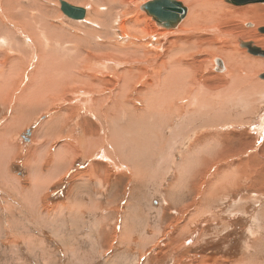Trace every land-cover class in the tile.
<instances>
[{
	"label": "rangeland",
	"instance_id": "374dc122",
	"mask_svg": "<svg viewBox=\"0 0 264 264\" xmlns=\"http://www.w3.org/2000/svg\"><path fill=\"white\" fill-rule=\"evenodd\" d=\"M61 1L90 13L98 7L101 18L94 22L87 15L81 21L68 18L61 11ZM137 1L131 0L129 6L121 8L109 0H0V15L6 14L28 35L23 37L6 20L1 29H13L14 44L0 45V78L5 77L9 84L8 75L14 71L15 84L10 83L13 86L7 88L6 99L17 92L19 95L9 104H0V136L9 147L5 146L6 153L0 155V264H264V93L255 98L248 93L247 98L254 101L251 100L253 108L250 103H245L250 107L242 105L244 99L243 102L249 101L246 96L220 112L222 105L212 100L214 114L205 94L202 103L206 107L192 99L174 100L165 105L166 113L171 105H178L182 114L165 115L163 121L151 113L152 117L143 115L147 114L148 110H144L149 103L144 100V90L139 91L156 73L163 75L171 69L175 59L196 61L195 67L188 70L191 72L184 74L185 79L193 77L201 83L198 88L204 90L218 82L216 76L225 75L216 73L211 66V58L217 53L207 51L212 43L222 44L215 34L207 35L196 28L181 36L207 38L193 56L182 58V54L172 56L170 51L177 52L173 45L181 46L187 38L177 39L175 34L163 38L158 34L138 39L130 36L135 30L133 25L125 23L118 31L115 21L128 23L134 18L132 11L156 0ZM220 1L228 5L217 10L226 17L224 22L228 25L213 28L234 37L231 41L250 58L264 60L241 46L242 42H251L264 50V39L257 45L254 36L247 33L252 30L263 38L259 28L264 27V22L255 24L249 17L241 16L243 9L264 8V4L235 6ZM181 2L190 12L191 5ZM141 12L138 21L144 14L151 18ZM244 22L252 27L246 28ZM135 44L155 56L132 54L141 49ZM128 50L132 52H121L129 53ZM88 51L99 57L94 54V59H89ZM99 60L102 64L97 63ZM152 60L153 66L145 67V62ZM141 67L146 72L139 74L145 78L141 83L136 80L129 84L133 89H125L123 80L116 82L108 76L110 73L119 78L129 70L136 75ZM44 69L46 75L54 77L52 82L28 89L32 75ZM56 71L62 74L56 75ZM82 73H90L87 78L91 83L86 79L78 81ZM263 74V68L254 73L261 84ZM20 75L22 84L17 80ZM97 78L106 85L97 83ZM255 107L252 113L248 111ZM14 121L20 125L14 126ZM77 126L72 133L76 142L69 138L68 131ZM94 131L103 133L105 138L96 142L99 134ZM6 133L9 137L4 139ZM90 135L93 139H89ZM217 137L226 141L227 150L217 148ZM103 139L106 144L97 146ZM241 139L245 145H241ZM219 151L222 156L215 158Z\"/></svg>",
	"mask_w": 264,
	"mask_h": 264
},
{
	"label": "bare ground",
	"instance_id": "6f19581e",
	"mask_svg": "<svg viewBox=\"0 0 264 264\" xmlns=\"http://www.w3.org/2000/svg\"><path fill=\"white\" fill-rule=\"evenodd\" d=\"M131 0H109V2H111L112 4H116V3H118L120 6H121V8H122V6H125V5H127V4H129V3H131L130 2ZM132 1H136V0H132ZM138 1H140V0H138ZM137 1V2H138ZM145 1V0H144ZM170 1H174V2H179L180 0H170ZM185 2H187V3H189L190 5H191V9H190V12H189V9L187 8V6L185 5V7L187 8V10H188V12H187V15H186V18L185 19H183V20H178V21H176V22H172V23H170V24H168V26L166 27L163 23H157L155 20H154V18L151 16V18L155 21L154 23H153V21L151 20V18H149L148 16H146L145 14H144V16L142 17V19L141 20H137V17H139L140 15H142V12L141 11H144V12H146L147 14H148V12L143 8V6L145 5H142L141 6V8H140V10H137V9H135L134 11H132V16H134V18L133 19H131L130 21H128V23L127 22H121V23H119L118 21L116 22H114L113 24H114V26H115V24H116V28H117V30L118 31H120L121 30V28L123 27V24L125 23V25L126 24H128L129 26L130 25H133V27H134V32H133V35L131 34L130 36H133V37H136V38H138V39H143V38H145L146 36H148V35H158V34H160L161 35V37H163V38H165L166 36H168V35H177L176 36V38L177 39H185V38H187V39H185V42H183V44L181 45V46H178V45H176V44H174L173 46L175 47V48H177L178 50H176L177 52H173L174 50H169L170 51V53H172V56L174 55H178V54H182V58H186L187 56H191L193 53H195V52H197L198 50H200V48H201V46H203V42H205L206 40H207V38H206V36H197V37H181V36H184V35H187L188 33H191L194 29H196V28H198L201 32H203V33H205V34H207V35H213V34H215V36H217L219 39H221V41H222V44H216V43H212L211 44V46L209 47V49H207V51L209 52V50H212L214 53H217V55L218 56H215V54L213 55V57L211 58L212 59V61H211V66H213L214 67V71L216 72V73H219V74H223V75H225V76H216V80L218 81L215 85H212V86H207V87H205V90L204 89H201V88H198V86L201 84L199 81H196L195 79H193V77L192 78H190V76L189 77H186L187 78V80L185 79V75H187V73H189V72H191V71H189L188 72V70H189V68H191V67H195V65H196V61H192V62H189V61H186V60H176L175 59V61H173V63H172V65H170V67H171V69L169 68H167L168 70H166L165 71V73L163 74V75H160V74H158V73H156L155 74V76H153V78L152 79H150V80H148L145 84H143V89H141L139 92L141 93L143 90H144V100H145V102L146 101H148V103H149V105L147 104V106H146V104H145V106H146V108H145V110L144 111H147L148 110V112H147V114H143V115H148L149 116V114L151 113V115H153V117H160V119H161V121H163V119H165L164 117H165V115H170L171 117H173L174 115L176 116L177 114H182V111L183 110H181V109H179L177 106L178 105H175V106H170L169 107V112L168 113H166V111H165V105L166 104H168L167 102L169 101V102H172V101H174L175 100V102L177 101V100H180V101H186V100H189V99H192V101L194 102V103H196L197 102V104H203V105H205L204 103H202V101H203V99L205 98H207V97H209V100H208V103H207V105L209 106V108H210V110H211V112H213L214 114H215V112H216V108H215V103L214 102H212V100H216L217 101V103L219 104V105H222V106H220L219 107V112H220V110H222V109H227L228 108V106H230V105H228L229 103L230 104H235L236 103V101H237V98H239L240 100H242V98L244 99V97L246 96V98H247V96H248V93H251L252 94V96L255 98V97H259L258 95H262L263 93H264V84H261L260 82H257L256 81V78H255V76H254V73L255 72H257L260 68H263L264 69V60H261V61H259V60H256V59H253V58H250L249 56H247L246 55V53L245 52H243V51H240L239 50V47L235 44V41H231V39H235L234 37H231L228 33H225L224 31H223V33L224 34H222V32H219L218 30L220 29V28H222L224 25L225 26H227L228 25V23H226V22H224L225 21V18L226 17H224V16H221L222 14H220V12L218 13L217 12V10L218 9H220V7H221V9L220 10H222L223 9V7H225V6H228L227 4H225V2H221L220 0H207V2H204L205 0H203V1H201V0H184ZM62 2V1H61ZM68 3V2H67ZM151 3V2H150ZM183 2H181V4H182ZM186 4V3H185ZM206 4H208V5H206ZM119 5H117V6H119ZM138 5V4H137ZM137 5H135V6H137ZM146 5H147V3H146ZM184 5V4H183ZM230 5H232V4H230ZM249 5H251V4H249ZM0 6H1V2H0ZM73 6V5H72ZM127 6H129V5H127ZM132 6V5H131ZM130 6V7H131ZM133 6H134V3H133ZM74 7H76V6H74ZM130 7H128V8H130ZM230 7V6H229ZM136 8H138V7H136ZM12 9V8H11ZM1 10V9H0ZM14 10V9H13ZM12 10V11H13ZM104 10V9H103ZM224 10V9H223ZM245 12L244 13H242L241 14V16H243V17H245V18H247V17H249L250 19H252L253 21H254V23L255 24H263V22H264V8H254V9H251V10H249V11H247V10H245V9H243ZM27 11V10H26ZM3 12V11H2ZM87 12H88V10H87ZM128 12H130L129 10H128ZM13 13H15V12H13ZM25 13V12H24ZM124 13V12H123ZM5 14V12L3 13V15ZM100 14H101V11L99 10V8L98 7H95L94 9H93V11L90 13V12H88L87 13V17L88 18H91V20L94 22V20L96 21V19H100L101 17H100ZM125 14V13H124ZM14 15V14H13ZM25 15V14H24ZM122 15V14H121ZM127 15V14H126ZM149 15V14H148ZM239 14H237V16H238ZM1 16V15H0ZM131 16V17H132ZM150 16V15H149ZM257 16V17H256ZM118 17H120V16H118ZM122 17V16H121ZM125 17V16H124ZM129 16H127L126 18H128ZM146 17V20H144V18ZM259 17V18H258ZM34 18V17H33ZM1 20L2 21H0V45H8V43H9V45L11 46L12 44H14L13 43V37H12V33H14V32H12V30H10V32H8V31H6V29L4 30V31H2L1 32V29H2V27H3V25H4V22H5V20L8 22V23H10V24H13L14 26H15V31H17L19 34H21L23 37H28V35L21 29V27L18 25V23L16 24V23H11V21L8 19V17L6 16V14L4 15V16H1ZM118 20V19H117ZM122 20V19H121ZM76 21H81V20H76ZM185 21V22H184ZM6 23V22H5ZM7 23V24H8ZM156 23V24H155ZM113 24H112V26H113ZM157 25L158 26H160V27H163V28H166V29H175V30H177V28H178V30L177 31H163L162 29L163 28H158L157 27ZM243 25L246 27V28H250V27H252L251 26V24H248V23H246V22H244L243 23ZM9 26V25H8ZM216 26H218V27H220V28H213V27H216ZM13 28V27H12ZM33 28H34V26H33ZM111 28H114V27H111ZM111 28H109L110 29V31H111ZM125 28H129L128 29V31L129 30H131V27H125ZM115 29V28H114ZM228 29V28H227ZM127 31V30H126ZM127 31V32H128ZM115 33V32H114ZM200 32H197V31H195V34H199ZM247 33H251V35L252 36H254V43L256 44V42H257V45L258 44H261V42H262V40L264 39V37L262 38V37H260V36H255V34H254V32L252 31V30H249V31H247ZM17 35V34H16ZM123 35H125V34H123ZM201 35V34H200ZM40 37V36H39ZM153 37V36H152ZM247 38H249V37H247ZM16 39V38H15ZM26 39V38H25ZM238 39V38H237ZM236 39V40H237ZM27 40L28 41H30V42H32L30 39H28L27 38ZM7 41H9V42H7ZM28 41H27V43H28ZM30 42H29V44H30ZM246 43H251V42H246ZM16 44V43H15ZM190 44L192 45V46H190ZM254 44V45H255ZM136 46H138V47H140L141 49H136V50H134V52L132 53V54H134V55H136L137 53H140V54H143L142 56L144 57L145 56V58L146 57H150L151 58V56H155V53H153V52H151V51H149V50H147L145 47H143V46H139V45H137V44H135ZM157 45L159 46V45H161V42L159 43V42H157ZM256 46V45H255ZM4 47V46H3ZM108 47V46H107ZM110 47H112V46H110L109 45V48ZM4 48H6V47H4ZM108 48V49H109ZM115 49V48H114ZM111 50H113V49H111ZM100 51V50H99ZM113 51H115V50H113ZM121 52H123V54H130V52H132V51H130L129 52V50H128V52L129 53H127V51H121ZM125 52V53H124ZM207 52V53H208ZM10 53V52H9ZM83 53V52H82ZM211 53V52H210ZM95 54V53H94ZM94 54H93V52L92 51H88V53H87V55L89 56L88 58L89 59H94ZM131 54V55H132ZM219 54L220 55H223V58L221 57V56H219ZM1 55V54H0ZM6 55H7V53H6ZM96 55V57L98 56L97 54H95ZM110 55V54H109ZM108 55V56H109ZM176 55V56H177ZM208 55V54H207ZM4 56V55H3ZM101 56V55H100ZM102 56H103V54H102ZM101 56V57H102ZM137 56H140V55H137ZM168 56H170V54L168 55ZM193 56V55H192ZM211 56V55H210ZM24 57V56H23ZM99 57V56H98ZM97 57V58H98ZM100 57V58H101ZM220 58V60H222L223 61V64H224V67H225V69H226V71L225 72H222L223 71V69L222 68H218L217 66H218V63H217V60H218V58ZM225 57V58H224ZM3 58H6L5 56L3 57ZM11 58V57H10ZM103 58H104V56H103ZM138 58V57H137ZM12 59V58H11ZM83 59V58H82ZM148 59V58H147ZM5 60V59H4ZM14 60V59H13ZM19 60H21V59H19ZM29 60V59H28ZM38 60V59H37ZM42 60V59H41ZM45 60V59H44ZM49 60V59H48ZM101 60H102V58H101ZM199 60V59H198ZM18 61V60H17ZM30 61H32L31 59H30ZM35 61V59H33V61L32 62H34ZM75 61H76V59H75ZM98 61V60H97ZM29 62V61H28ZM86 62V61H85ZM84 62V63H85ZM92 62H94V61H92ZM92 62H91V64H89V65H91L92 66ZM101 62H103V61H100L99 60V62H97V63H99V64H102ZM155 62V60H152V61H147V62H145V64H146V66L145 67H147V68H150V67H152L153 66V63ZM12 63V62H11ZM27 63V62H26ZM34 63H36V62H34ZM45 63V62H44ZM43 63V64H44ZM47 63V62H46ZM55 63V62H54ZM53 63V64H54ZM79 63V62H78ZM77 63V64H78ZM95 63V62H94ZM107 63H108V61H107ZM193 63H195V64H193ZM38 64V63H37ZM76 64V63H75ZM87 64V63H86ZM86 64H84L85 66H86ZM118 64V63H117ZM18 65H19V62H18ZM20 65H21V63H20ZM31 65V64H30ZM69 65V64H68ZM106 65V64H105ZM119 65V64H118ZM13 66H16L15 64L14 65H11V67H12V69H10L11 71L14 69V67ZM84 66V67H85ZM121 67H122V65H120ZM138 66V65H137ZM142 66V65H141ZM32 67V66H31ZM52 67H53V65H52ZM56 67H57V65H56ZM94 67H96V65L94 66ZM100 67V66H99ZM127 67V66H126ZM139 67V66H138ZM138 67H137V69H138ZM186 67V68H185ZM73 68V67H72ZM109 68V67H108ZM230 68V69H229ZM28 69V68H27ZM26 69V70H27ZM53 69H55V68H53ZM98 69V68H97ZM96 68H95V70H97ZM105 69V68H104ZM140 69V68H139ZM7 70V69H6ZM10 70H9V72H10ZM22 70V68H20V70L19 71H21ZM49 70V69H48ZM64 70H67V69H64ZM63 70V71H64ZM70 70V69H69ZM86 70V69H85ZM127 70V69H126ZM157 70V69H156ZM218 70V71H217ZM231 70V71H230ZM1 71V70H0ZM34 71V70H33ZM68 71V70H67ZM71 71V70H70ZM97 71H99V69L97 70ZM139 72L135 75V73H134V71H128V73H125L124 75H122L121 77H120V75H119V78H118V76H116V75H114V74H108V76H110V77H112L116 82H118V80H123V85H124V88L125 89H131L132 87H130V85L129 84H132V83H134L136 80H138V82H142V80L145 78V75L143 76L142 74V76H140V71H142V72H144L145 71V68L143 67H141V69L140 70H138ZM9 72H8V74H9ZM23 71H21L20 73H22ZM86 72V71H85ZM102 72V71H101ZM101 72H99V73H101ZM104 72V71H103ZM146 72V71H145ZM214 72V73H215ZM17 73V72H16ZM46 72H45V69L44 70H42V71H40L39 73H38V75H36V76H33L32 75V77H31V79H30V84L29 85H32L31 87H28V89L29 88H32V87H34V85H35V87H38L39 85H41L43 82H44V84L46 85L47 84V82L49 83L52 79H54V77L53 76H50V75H46L45 74ZM54 73V72H53ZM67 73H69V71L67 72ZM66 72H65V74L68 76V74H67ZM73 73H74V71H73ZM105 73H107V72H104L103 73V76L105 75ZM13 74H14V71H13V73H12V76H10V74L8 75V81H9V84L8 83H6V78L5 77H2V78H0V104H1V102H4V103H7V104H9L10 102H11V100H13L15 97L17 98L18 97V92L17 93H15V94H12L13 96H12V98L11 99H9V98H7L6 99V96H7V94L9 93V92H7L8 90H7V88H9V86H13V85H10V83H12L15 79L13 78ZM55 74L56 75H60V74H62V72L61 71H56L55 72ZM86 74H87V72H86ZM85 73H82V74H80L77 78H78V81H79V79H82V80H85L86 79V81H88L89 82V74L88 75H86ZM185 74V75H184ZM7 75V74H6ZM24 75H26V74H24ZM107 75V74H106ZM105 75V76H106ZM257 75V74H256ZM92 76H93V74H92ZM99 76V75H98ZM245 76V77H244ZM56 77V76H55ZM80 77H82V78H80ZM88 77V78H87ZM259 77V76H258ZM140 78V79H139ZM190 78V79H189ZM214 78V77H213ZM20 79H22L21 78V75L18 77V79L17 80H19V83L21 82L20 81ZM67 79V78H66ZM90 79H91V75H90ZM98 80H97V83H99L100 82V80H99V78H97ZM193 79V80H192ZM230 79H232L231 81H230ZM260 79V78H259ZM65 80V77H64V79H63V81ZM76 79H74V81H75ZM106 79H104V81H105ZM200 80V79H199ZM62 81V82H63ZM77 81V80H76ZM94 81V80H93ZM99 81V82H98ZM102 81V80H101ZM107 81V80H106ZM3 82H5L6 84H4L3 86H2V83ZM17 82V81H16ZM52 82V81H51ZM64 82H67L68 83V80H65ZM63 82V83H64ZM81 82V81H80ZM84 82V81H83ZM116 82H112L111 81V84H113V85H115L116 84ZM53 83H54V80H53ZM59 83V82H58ZM84 83H86V82H84ZM89 83H91V82H89ZM94 84H95V81L93 82ZM100 83H102L103 84V86L104 85H106V83H103V82H100ZM109 83V82H108ZM207 83V82H206ZM13 84H15L14 82H13ZM21 84H22V82H21ZM60 84V83H59ZM247 84V85H246ZM20 85V84H19ZM67 85V84H66ZM66 85H65V87H66ZM69 85V84H68ZM83 85V84H82ZM86 85V84H85ZM100 85V84H99ZM109 85H110V83H109ZM134 85V84H133ZM58 86V85H57ZM62 86V84L60 85V87ZM103 86H102V88H103ZM215 86V87H214ZM4 87V88H3ZM21 87V86H20ZM69 87V86H68ZM73 87V86H72ZM203 87H204V85H203ZM59 88V87H58ZM81 88V87H80ZM95 88V87H94ZM133 89V88H132ZM11 90V89H10ZM61 90V89H60ZM59 90V91H60ZM101 90V89H100ZM71 91V90H70ZM102 91V90H101ZM35 91H33L32 93H34ZM49 93V92H48ZM70 93V92H69ZM77 93V92H76ZM85 93V92H84ZM78 95H80V94H82V92H78L77 93ZM143 94V93H142ZM206 94V96L204 97V95ZM250 94V95H251ZM92 95V94H91ZM94 95V94H93ZM71 96H72V94H71ZM89 96H90V94H89ZM263 96V95H262ZM261 96V97H262ZM8 97V96H7ZM22 97H24V95H22ZM82 97V96H81ZM202 97H204V98H202ZM249 97V96H248ZM72 98V97H71ZM77 98V97H76ZM75 98V99H76ZM5 99H6V101H5ZM72 99H74V98H72ZM79 99V98H78ZM122 99V98H121ZM204 99V100H205ZM248 99V98H247ZM257 99V98H256ZM263 99V98H262ZM53 100V99H52ZM90 100V99H89ZM245 100V99H244ZM243 100V101H244ZM249 100V99H248ZM252 100V99H251ZM251 100H249V101H245V102H243L242 101V103H244V104H242L243 106L245 105V103H250V106H252V105H254V104H252L251 105V103L252 102H254L253 100H252V102H251ZM68 101V100H67ZM73 101V100H72ZM120 101V100H119ZM220 101V102H219ZM239 101V100H238ZM256 101V100H255ZM74 102V101H73ZM163 102V103H162ZM178 102V101H177ZM23 103V102H22ZM21 103V104H22ZM39 103H42V102H39ZM88 103V102H87ZM206 103V102H205ZM239 103V102H238ZM241 103V102H240ZM256 103H259L258 101L256 102ZM43 104V103H42ZM84 104H85V102H84ZM175 104V103H174ZM6 105V104H5ZM134 105V104H133ZM169 105V104H168ZM207 105H205V107L207 106ZM228 105V106H227ZM239 105V104H238ZM238 105H235V106H237L238 108H239V106ZM247 105V104H246ZM245 105V107H247V106H249V104L246 106ZM11 106V105H10ZM81 106V105H80ZM87 106V105H86ZM96 106V105H95ZM241 106V105H240ZM249 106V107H250ZM4 107V106H3ZM84 107V106H83ZM89 107V106H88ZM249 107H248V109H249ZM29 108V107H28ZM93 108V107H92ZM120 108H122V107H120ZM200 108V107H199ZM238 108H237V110H238ZM251 108H253V106L251 107ZM78 109V108H77ZM80 110H82L81 108H79ZM100 109H101V107H100ZM116 109V108H115ZM167 109V108H166ZM241 109V108H240ZM255 109H256V107L254 108V109H251V110H248L249 112L250 111H252V110H254L255 111ZM90 110V109H89ZM203 110H204V107H203ZM83 111V110H82ZM199 111V110H198ZM206 111V110H205ZM219 112H217V113H219ZM248 112V113H249ZM96 113V112H95ZM97 113H98V111H97ZM113 113V112H112ZM247 113V112H246ZM250 113H252V112H250ZM249 113V114H250ZM254 113V112H253ZM184 114V113H183ZM142 115V116H143ZM149 116V117H152V116ZM178 115V116H179ZM185 115V114H184ZM188 115H192V114H188ZM212 115V114H211ZM69 116V115H68ZM71 116V115H70ZM113 116V115H112ZM139 116V115H138ZM141 116V117H142ZM147 116V117H148ZM59 117L60 116H58L57 115V119H59ZM131 117V116H130ZM143 117H146V116H143ZM148 117V118H149ZM185 117H187V116H185ZM70 118V117H69ZM126 118V117H125ZM131 118H133V117H131ZM137 118V117H136ZM169 118V117H168ZM71 119V118H70ZM135 119V118H134ZM138 120H144L143 118H137ZM154 120L153 118H150L149 120ZM157 119V118H156ZM155 119V120H156ZM54 120V119H53ZM111 120V119H110ZM137 120V121H138ZM146 120H148V119H146ZM148 120V121H149ZM55 121H57L56 119H55ZM59 121H60V119H59ZM95 121V120H94ZM134 121V120H133ZM145 121V120H144ZM210 121V120H209ZM231 121V120H230ZM18 121H14L12 124L14 125V126H17L18 127V125H20V123L18 124V125H16V123H17ZM155 122V121H154ZM157 122V121H156ZM233 122H237V121H233ZM86 123V122H85ZM158 123V122H157ZM157 123H156V125H157ZM245 123V122H244ZM68 124V123H67ZM67 124H65V125H67ZM193 124V123H192ZM226 124V123H225ZM132 125V124H131ZM78 126H80V125H78ZM78 126L75 128V129H72V130H70V131H68V136H71V137H69L70 139L72 138L73 139V135H72V133L73 132H75L76 130H77V128H78ZM158 126V125H157ZM160 126V125H159ZM20 128H21V126H19ZM135 127V126H134ZM143 127V126H142ZM146 127V126H145ZM152 127V126H151ZM228 127V126H227ZM156 128V127H155ZM127 129V128H126ZM130 129V128H129ZM141 129V128H140ZM19 129H17V131H18ZM48 131V130H47ZM134 131V130H133ZM148 131V130H147ZM150 131V130H149ZM19 132V131H18ZM95 132V131H94ZM122 132V131H121ZM157 132V131H156ZM156 132L154 131V133L156 134ZM95 133H98L97 131L95 132ZM116 133V132H115ZM114 133V134H115ZM153 133V134H154ZM197 133V132H196ZM86 132H85V130L83 131V138L86 140V138L88 137V136H86ZM99 134V133H98ZM101 134H103V133H101ZM101 134H99L98 135V137L97 138H95L94 140H96V142H97V139H102V138H105V136H102ZM119 134V133H118ZM144 134V133H143ZM238 137H240V138H244L245 137V134H238V133H235ZM234 134V135H235ZM6 136H3L4 137V139L5 138H8L7 137V133L5 134ZM45 135V134H44ZM75 135V134H74ZM116 135V134H115ZM115 135H114V137H115ZM158 135V134H157ZM208 135V134H207ZM211 135V134H210ZM210 135H208V136H210ZM80 136V135H79ZM160 136V135H159ZM158 136V137H159ZM189 136V135H188ZM2 135L0 136V155H3L4 153H6V152H4V150H3V148L6 146L7 148H9L8 146H7V141H6V143H5V141L4 140H2ZM12 137V136H11ZM150 137V136H149ZM155 137V136H154ZM187 137V136H186ZM201 137V136H200ZM227 137V136H226ZM74 138H76V137H74ZM82 138V139H83ZM118 138V137H117ZM203 138H205V136L203 137ZM202 138V139H203ZM218 138V137H217ZM237 138V137H236ZM89 139H93V136L91 137V135H90V137H89ZM142 139V138H141ZM198 141L200 140V142H202L201 141V139H199V138H196ZM242 139L240 140L241 141V145H245L243 142H242ZM80 140V139H79ZM94 140H90V143H91V141H94ZM133 140V139H132ZM187 140V139H186ZM209 140V138H207L206 139V141H208ZM218 140H219V142L217 141L215 144H218V146H217V148H219V147H221V149L222 150H227V149H225L226 148V141L222 138V137H220V138H218ZM245 140V139H244ZM9 141V140H8ZM51 141V140H50ZM72 141H76V140H72ZM89 141V140H88ZM100 141V140H99ZM197 141V142H198ZM77 142V141H76ZM75 142V143H76ZM78 142H80V141H78ZM86 142V141H85ZM95 142V141H94ZM137 142V141H136ZM204 142V141H203ZM202 142V143H203ZM249 142V141H248ZM89 143V142H88ZM105 143V139H103V140H101V142H98V143H96V145L97 146H101L102 144H104ZM146 143H147V141H146ZM194 143H196V141L194 142ZM231 143H232V141H231ZM6 144V145H5ZM70 144V143H69ZM106 144V143H105ZM126 144V143H125ZM198 144H199V142H198ZM206 144V143H205ZM9 145H10V143H9ZM79 145V144H78ZM88 145V144H87ZM137 145V144H136ZM178 145V144H177ZM195 145V148H199L198 146H196V144H194ZM193 145V146H194ZM207 145H208V143H207ZM47 146V145H46ZM65 146H66V144H65ZM77 146V145H76ZM145 146H147L146 144H145ZM216 146V145H215ZM6 147L4 148V149H6ZM83 147V146H82ZM201 147V146H200ZM214 147V146H213ZM213 147H211V148H213ZM63 148V147H62ZM68 148V147H67ZM72 148H73V146H72ZM71 148V149H72ZM129 148V147H128ZM131 148V147H130ZM211 148H209L208 147V149L209 150H211ZM216 148V149H217ZM10 149H11V147H10ZM70 149V148H69ZM79 149V148H78ZM88 149V148H87ZM215 149V150H216ZM220 149V150H221ZM230 150H232L231 148H229ZM247 149H249V148H247ZM194 150H196V149H194ZM214 150V149H213ZM242 150V149H241ZM240 150V151H241ZM44 151H46V150H44ZM67 151V150H66ZM74 151V150H73ZM72 151V152H73ZM252 151V150H251ZM2 152H3V154H2ZM64 152H65V150H64ZM139 152V151H138ZM234 152V151H233ZM69 153H71V152H68V154ZM77 153V152H76ZM97 153V152H96ZM43 154H45V153H43ZM46 154H47V152H46ZM50 154V153H49ZM65 154H66V152H65ZM67 154V155H68ZM110 154H112V153H110ZM215 154V153H214ZM213 154V155H214ZM226 154V153H225ZM7 155V154H6ZM58 155V154H57ZM105 155V154H104ZM258 155V154H257ZM110 156V155H109ZM222 156V152H217L216 154H215V158H219V157H221ZM62 157V156H61ZM67 157V156H66ZM105 157V156H104ZM114 157V156H113ZM199 157V156H198ZM197 157V159H199ZM224 157H225V155H224ZM252 157V156H251ZM40 158V157H39ZM56 158V157H55ZM65 158V157H64ZM102 158V157H101ZM107 158H108V156H107ZM110 158V160H112L113 158H111V156L109 157ZM58 159V158H57ZM105 159H106V157H105ZM173 159V158H172ZM66 160V159H65ZM114 160V159H113ZM220 160V159H219ZM57 161V160H56ZM109 160H107V162H108ZM43 162V161H42ZM45 162V161H44ZM43 162V163H44ZM106 162V163H107ZM113 162H115V160L113 161ZM35 163H37V162H35ZM110 164H112L111 162H109ZM56 164V163H55ZM57 164H58V162H57ZM189 165H190V163H188ZM1 166V165H0ZM43 166V165H42ZM109 166V165H108ZM111 167H112V165H110ZM200 166V165H199ZM56 167V166H55ZM59 167V166H58ZM126 167V166H125ZM60 168V167H59ZM40 169V168H39ZM118 170V169H117ZM36 171V170H35ZM40 172V171H39ZM53 173V172H52ZM57 174V173H56ZM234 174V173H233ZM55 175V174H54ZM51 176V175H50ZM57 176V175H56ZM232 176V175H231ZM51 178H52V176H51ZM53 178H55V177H53ZM58 178V177H57ZM56 178V179H57ZM39 179V178H38ZM40 180V179H39ZM48 180H50V179H48ZM52 180V179H51ZM38 181V180H37ZM36 181V182H37ZM53 181V180H52ZM51 181V182H52ZM48 183V182H47ZM44 187H46V186H44ZM45 189V188H44ZM33 194V193H32ZM12 206V205H11ZM105 251V250H104Z\"/></svg>",
	"mask_w": 264,
	"mask_h": 264
},
{
	"label": "water",
	"instance_id": "95a60500",
	"mask_svg": "<svg viewBox=\"0 0 264 264\" xmlns=\"http://www.w3.org/2000/svg\"><path fill=\"white\" fill-rule=\"evenodd\" d=\"M227 3H230L235 6H245L249 4H264V0H226ZM143 8L148 12L150 16L154 18L157 23H163L166 27L172 22L178 20H183L187 15V8L179 3L170 0H156L154 2L144 5ZM61 11L65 16L73 20H84L87 11L81 7H74L66 1L61 2ZM259 32L264 34V27L259 28ZM241 46L248 49V52L254 56L264 57V50L253 46L252 43L242 42ZM218 68H222L225 72L223 61L218 59ZM218 71V70H217ZM261 79H264V74L260 76ZM30 131L28 135H30Z\"/></svg>",
	"mask_w": 264,
	"mask_h": 264
}]
</instances>
